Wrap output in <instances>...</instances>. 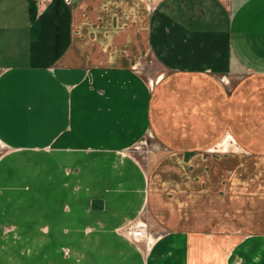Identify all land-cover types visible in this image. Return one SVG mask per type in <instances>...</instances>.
Masks as SVG:
<instances>
[{"label": "crops", "instance_id": "1", "mask_svg": "<svg viewBox=\"0 0 264 264\" xmlns=\"http://www.w3.org/2000/svg\"><path fill=\"white\" fill-rule=\"evenodd\" d=\"M150 3L0 0V264H264V0Z\"/></svg>", "mask_w": 264, "mask_h": 264}, {"label": "rangeland", "instance_id": "2", "mask_svg": "<svg viewBox=\"0 0 264 264\" xmlns=\"http://www.w3.org/2000/svg\"><path fill=\"white\" fill-rule=\"evenodd\" d=\"M36 3H38L36 0H34ZM142 3L144 4L147 12H151L153 4L151 5L150 0H142ZM43 5L42 3H38ZM46 6V5H43ZM134 65L139 69V72L144 75L147 82L155 81L158 76H155L159 73L160 67L155 61L154 56L151 54L149 49L147 51H142V54L140 56V60L137 62H134ZM223 82H227V79H224L222 77ZM148 136V135H147ZM147 136H144L140 139H137L132 145H130L125 152L130 154L132 159L135 160L138 163L146 164L149 158V155L152 153V151L156 150L157 147L154 146L152 142L149 143V140L147 139ZM230 137H224L222 141H226ZM221 142V141H220ZM220 144V143H219ZM214 147H222V145L214 146ZM6 150L0 146V156L5 152Z\"/></svg>", "mask_w": 264, "mask_h": 264}, {"label": "built area", "instance_id": "3", "mask_svg": "<svg viewBox=\"0 0 264 264\" xmlns=\"http://www.w3.org/2000/svg\"><path fill=\"white\" fill-rule=\"evenodd\" d=\"M38 3L47 5L51 0H36ZM66 3L69 0H64ZM3 144L0 142V146ZM125 234L133 241L144 240L148 242V237L150 236L146 231V223L143 219L135 220L124 227Z\"/></svg>", "mask_w": 264, "mask_h": 264}]
</instances>
